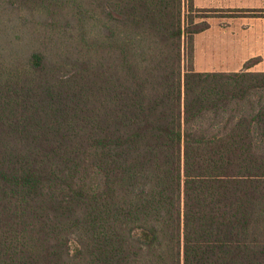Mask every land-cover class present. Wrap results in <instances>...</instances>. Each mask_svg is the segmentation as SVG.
I'll list each match as a JSON object with an SVG mask.
<instances>
[{
    "label": "trees",
    "instance_id": "trees-1",
    "mask_svg": "<svg viewBox=\"0 0 264 264\" xmlns=\"http://www.w3.org/2000/svg\"><path fill=\"white\" fill-rule=\"evenodd\" d=\"M186 3L0 0V264H264V72Z\"/></svg>",
    "mask_w": 264,
    "mask_h": 264
},
{
    "label": "crops",
    "instance_id": "crops-1",
    "mask_svg": "<svg viewBox=\"0 0 264 264\" xmlns=\"http://www.w3.org/2000/svg\"><path fill=\"white\" fill-rule=\"evenodd\" d=\"M195 9L234 11L253 10L264 11V0H193ZM244 23V24H242ZM227 23L220 27L215 42L212 46L219 49V54L223 56L220 65L228 68H217L213 70H201L200 64L206 65L199 59L198 42L205 37H209L213 32L214 23L203 33L194 37V69L196 72H236L244 67V64L253 58H260L254 72H264V17L242 18L241 23ZM222 25V24H221ZM212 31V32H211ZM208 35V36H207ZM217 51V53H218ZM218 56V54H217ZM220 58V57H219Z\"/></svg>",
    "mask_w": 264,
    "mask_h": 264
},
{
    "label": "rangeland",
    "instance_id": "rangeland-1",
    "mask_svg": "<svg viewBox=\"0 0 264 264\" xmlns=\"http://www.w3.org/2000/svg\"><path fill=\"white\" fill-rule=\"evenodd\" d=\"M67 14V12H66ZM184 17L187 23L194 22V24H201L203 22H208L214 23V28L212 29V33L210 34L209 37H205L202 40H199L198 42V53H199V59H201L202 62H204L206 65L200 64V67H198L201 70H213L217 68H228V66L225 65H220V61L222 60L223 56L219 54V49L215 48L212 46V42H215V38L217 37L216 32L218 33V29L222 27L223 25L227 23H241L242 18L248 17V18H257V17H264V14H253V13H238L235 11L229 12V11H216V10H206L205 12L203 11L202 13H197V12H190L188 9V3H186V6L184 8ZM71 19V14L66 15L64 21L62 22V27L59 28V31L53 32V29L51 32H43L44 34V40L46 42H49L51 40V36L54 38V42H50L47 44L46 47L51 48L55 44V49L57 50L59 46L62 45L63 50L61 53H65L68 46L63 45L62 42H60V39L66 43L69 37V34H67L70 31V28L68 27L67 21ZM38 22H42V20H37ZM23 23V22H22ZM38 23L36 27L41 28V24ZM222 24V25H221ZM244 24V23H242ZM67 30V31H66ZM22 31V30H21ZM208 36V35H207ZM42 39V40H43ZM59 41V42H56ZM70 44V43H68ZM72 50L75 52L74 54L77 56L79 55V47H77L75 44L71 47ZM218 51V53H217ZM218 54V56H217ZM220 57V58H219ZM53 59L56 60L57 58L53 56ZM255 62L260 61V58H253ZM252 61V63H253ZM188 65V63L186 64ZM257 65V64H256ZM255 65V67H256ZM254 67H252L253 69ZM264 69V64L262 66ZM252 69H250L252 71Z\"/></svg>",
    "mask_w": 264,
    "mask_h": 264
}]
</instances>
